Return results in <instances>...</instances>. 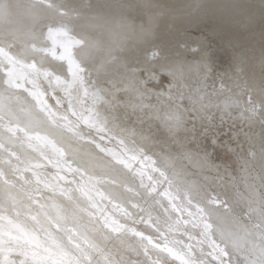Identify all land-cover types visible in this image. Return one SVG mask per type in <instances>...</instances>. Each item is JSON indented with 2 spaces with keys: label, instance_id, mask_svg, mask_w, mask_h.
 Masks as SVG:
<instances>
[{
  "label": "snow or ice",
  "instance_id": "6c2138e0",
  "mask_svg": "<svg viewBox=\"0 0 264 264\" xmlns=\"http://www.w3.org/2000/svg\"><path fill=\"white\" fill-rule=\"evenodd\" d=\"M83 19L57 0H0V264H169V257L173 264H264V138L257 171L251 135L225 128L217 92L192 89L170 68L165 86L155 69L122 58L94 34L106 26L102 18L87 17L93 30L77 31ZM65 64L67 74H57ZM106 65L115 72L94 80ZM202 67L206 85L211 66ZM245 103L242 120L258 107L264 114V99L257 104L248 95ZM239 105L227 98L223 108ZM129 123L155 124L179 150L153 159L145 147L152 138L140 133L138 144ZM105 139L121 150L102 146ZM131 161L150 162L158 175L145 184ZM48 166L57 171H40ZM197 172L231 184L233 194H209L212 186ZM103 184L110 185L106 194L97 191ZM138 223L153 228L156 241Z\"/></svg>",
  "mask_w": 264,
  "mask_h": 264
},
{
  "label": "bare ground",
  "instance_id": "6f19581e",
  "mask_svg": "<svg viewBox=\"0 0 264 264\" xmlns=\"http://www.w3.org/2000/svg\"><path fill=\"white\" fill-rule=\"evenodd\" d=\"M57 2L76 7L84 13L85 19L76 21L77 31H80L81 28H85L89 31L93 30L88 23L87 17L102 18V21L106 22V26L102 27L99 31H95L94 34L98 38L102 39L105 44L114 46L117 49V55L122 58L126 57L130 62L138 63L139 66L150 71L152 70V66H155L156 64L160 65L162 61V58H159V60L154 58V55H156L154 51L155 49L152 50L151 47L156 45V43L162 42L163 46L169 48L170 44L181 35L185 38L188 37L190 31H195L199 34L207 33L217 36L223 45L230 47L232 50V54H230L233 56L230 61L227 62L228 66L226 70L216 68L212 60L206 56V51L201 50L199 60H193L191 58L183 60L177 58H167L168 53L166 51V58L163 56L165 61L162 63L164 66L160 69V71H157L160 73V79L165 86L168 82L165 83L162 76L164 75L171 79V76H169L166 71L170 68L192 89L206 86L209 92H217V95L213 97L214 104L220 105L222 111L226 112L228 115H235V117L238 118L234 119L237 120L236 122L239 123L240 121L244 123L245 126H248L246 127L248 128L247 130H249L248 133L252 137L251 143L255 146L258 152L257 159L260 162L258 166H260L262 162L259 157V152L262 137H264V132L262 133V129H264L262 127L264 125V114L261 113L258 107L256 115L253 116L251 120L245 121L241 119L240 113L243 111L245 116L249 115V113L245 111L247 108V104L245 102L248 95H251L257 104L264 99V83H262L264 79V53H262L264 49V0H57ZM196 46L197 45H195V47ZM187 47L190 48L189 45H187ZM21 48L22 45L18 43L12 51L15 53ZM167 48L166 50H168ZM160 49L161 48H159V51ZM151 50L154 52L150 53ZM48 59L51 61L50 56ZM205 62L211 66V73L208 75L206 85L204 79V69L202 67V64ZM52 63L59 64L60 62L52 61ZM114 72L115 68L113 66L106 65L105 69H102L99 74L93 72L92 78L94 80H102L105 75H111ZM57 74L66 75L67 65L65 64L63 73ZM2 76L3 73L0 72V77ZM215 78L223 81V89H221V83L219 81L218 82L220 84L217 83L212 86V83H216H214V81H216L214 80ZM47 87V81L42 80L41 90H44ZM58 91L60 90L58 89ZM2 92L3 86L2 83H0V93ZM62 94L63 93L61 92V95ZM50 96L51 93L49 92L48 102L49 104L54 105L55 101L51 99ZM227 98L239 99L240 105L233 106L230 109H224L223 105ZM261 123H263V125ZM154 125L155 124H152V126ZM139 128L142 129L143 126L140 125ZM141 132L137 130L138 135L136 136V140L138 144L143 143L139 135ZM143 133V135L150 136L152 138V142L145 145L146 150H151L153 152L159 151L160 153L161 151L154 147L157 143H159L158 139L154 137V134H151V131ZM160 136L162 135H159V137ZM159 140L162 141V139ZM101 143L102 146L107 145V147L111 148L113 151L119 152L121 150L119 144L115 140L109 143L108 140L105 139V141ZM93 148L94 146L85 145L84 150L92 151ZM165 151H170V149L166 148ZM41 162L46 164V161ZM148 163L152 166L148 161H144L143 163L140 161H131L132 167L135 171L143 170V167L141 166L145 164H147L145 166H148ZM0 167H5V165L0 162ZM40 171L50 175L55 173L57 169L48 166ZM146 172L147 171L145 169L143 179L144 183L148 184L150 181L148 180L149 175L147 174V176ZM148 173L151 174L150 172ZM25 175L30 176L31 173H25ZM71 178L72 177L69 174L68 179ZM139 179V177L136 178V184H139ZM61 183L63 184V182ZM109 188L110 185L107 184L98 185L97 191L106 194ZM162 189L163 188H161L160 191H162ZM228 190L230 191V189ZM93 195L96 196L97 203L101 208H103L104 205L106 207L108 205V207L112 208V205L108 204L106 200L101 201L99 195L96 193H93ZM168 208L170 207L168 206ZM111 210L112 209L108 211L111 212ZM113 215H116L115 212ZM117 217H120V215ZM132 238L133 237L131 236L129 237L130 240L134 241L135 239H138ZM164 255L166 256V254ZM168 261L169 264H173L170 257L168 258ZM176 262L177 263L175 264H179V261Z\"/></svg>",
  "mask_w": 264,
  "mask_h": 264
},
{
  "label": "rangeland",
  "instance_id": "374dc122",
  "mask_svg": "<svg viewBox=\"0 0 264 264\" xmlns=\"http://www.w3.org/2000/svg\"><path fill=\"white\" fill-rule=\"evenodd\" d=\"M189 40V41H188ZM263 41H264V35H263ZM180 42H181V44H180ZM188 43V44H187ZM186 44V45H185ZM181 45V46H180ZM184 45V46H183ZM187 45H189L190 46V48L189 47H187ZM195 45H197L196 47H195ZM191 46H192V48H191ZM207 46V47H206ZM156 47H157V50H156ZM163 47H164V49H163ZM152 48V50H154L155 51V54L157 55H154V58H156V60H159V58L162 60L161 61V64L160 65H158V64H156L155 66H152L151 68H152V70L153 69H155L156 71L158 70V71H160V69L164 66V64H162L163 63V61H165V56H166V54H167V58H177V59H193V60H199L200 59V52H201V50H205L206 52H205V54L207 53V55L206 56H208L211 60H212V62L214 63V66L216 67V68H220V69H222V70H226V68H227V62H229L230 61V59H231V57L233 56V55H231L232 54V50L230 49V47H228V46H226V45H223L220 41H219V39H218V37L217 36H214V35H210V34H199V33H197V32H192V31H190V33H189V35H188V37H184L183 35H181L178 39H176L175 41H173V43H171L170 44V47L169 48H167V47H165V46H163V43L162 42H159V43H156V45H154L153 47H151ZM159 48H161L160 49V51H159ZM166 48L168 49V50H166ZM173 48V49H172ZM196 48V49H195ZM194 49V50H193ZM152 50H151V52L150 53H153L152 52ZM162 50H163V52H162ZM196 50V51H195ZM166 51H167V53H166ZM231 51V52H230ZM181 52V53H180ZM187 52V53H186ZM209 52V53H208ZM160 53V54H159ZM163 55H162V54ZM166 53V54H165ZM231 53V54H230ZM262 53H264V49H263V51H262ZM165 54V55H164ZM189 54V55H188ZM204 54V55H205ZM231 55V56H230ZM156 56V57H155ZM159 56V57H158ZM162 56V57H161ZM165 58H164V57ZM189 56V57H188ZM192 56V57H191ZM186 57V58H185ZM164 59V60H163ZM229 59V60H228ZM153 60V59H152ZM228 60V61H227ZM155 61V60H154ZM158 65V66H157ZM157 66V67H156ZM157 71V72H158ZM162 78H163V81L166 83V82H168L167 80L169 79L168 77H166V76H162ZM219 78V77H218ZM218 78H215L214 80H216V81H214V83L215 84H213L212 83V86H214V85H216L217 83L218 84H220L221 83V80L220 79H218ZM220 83H219V82ZM263 81H264V79H263ZM262 81V83H264ZM217 86H219V85H217ZM229 115H231V119H228V115L225 117V119H226V124H225V128L227 129L228 127H236V129H243V132H248L249 130H247L248 128V126L246 127L245 126V124L244 123H242V122H240L239 120V123L238 122H236L237 120H234V119H238V118H236L235 117V115H233V114H229ZM235 117V118H234ZM232 118H233V120H232ZM134 119V118H133ZM230 120V121H229ZM263 122V121H262ZM236 123V124H235ZM264 123V122H263ZM263 123H261L262 125H263ZM242 124V125H241ZM136 125V126H135ZM231 125V126H230ZM240 125V126H239ZM128 126L129 127H133V126H135V128H136V130H138V131H142L141 133H143V132H145V133H148V132H150L151 131V134H154V137L155 138H157L158 139V142L159 143H157L156 144V146H154L156 149H159L160 151H162V150H166V148L167 149H170V151H172L173 153H175V152H177L178 150H179V145H177V144H174V143H172L170 140H168V138L167 137H165V134L164 133H162L163 131L162 130H158L157 128H155L154 126H152L151 125V127H149V125L146 123V124H144V125H141V126H143V128L141 129V128H139L140 127V125L138 126V124H132V123H129L128 124ZM148 126V127H147ZM263 128H264V125L262 126ZM261 127V128H262ZM151 128V129H150ZM145 130V131H144ZM157 132H156V131ZM264 129H262V133L264 132L263 131ZM155 131V132H154ZM160 132V133H159ZM162 133V134H161ZM144 134V133H143ZM159 135H162V136H164V137H162V136H160L159 137ZM263 136H264V133H263ZM162 137V138H161ZM165 138V139H164ZM167 138V139H166ZM244 137H242V139H243ZM262 138H264V137H262ZM159 139H162V141L161 140H159ZM164 140V141H163ZM168 142H167V141ZM165 142V143H164ZM167 143V144H166ZM253 145V144H252ZM254 146V145H253ZM164 147H166V148H164ZM246 147H247V145H246ZM162 149V150H161ZM254 149H255V151L257 152V150H256V148H255V146H254ZM147 152H148V154L150 155V156H152V157H155L156 159L158 158V156H159V151L158 152H153V151H151V150H147ZM157 153V154H156ZM257 155H258V152H257ZM155 158H153V159H155ZM220 159L221 160H226V159H228L227 157H225L224 156V154L223 153H221L220 154ZM257 162V163H256ZM255 163H256V169H257V171H259V169H260V166H258L259 165V160L258 159H256V161H255ZM234 165H232L233 166V168L234 169H236L237 170V173L239 172V166L237 165V164H235V163H233ZM145 165H147V164H145ZM145 165H143V166H141V167H143L142 169H143V171H144V173H145V169H146V175L148 174V175H151V176H157L158 175V173L156 174H154V172H152V170H151V168H152V166H150V164L148 163V166H145ZM261 165V164H260ZM237 166V167H236ZM145 167V168H144ZM148 167V168H147ZM151 167V168H150ZM259 167V168H258ZM148 169V170H147ZM223 170H221V175H224V173L222 172ZM148 172H150L151 174H149ZM199 173V174H198ZM154 174V175H153ZM207 173H200V172H197L196 173V178L198 179V180H200L201 182H203V183H206V184H208V185H211L212 187L211 188H209L208 189V192H209V194H213L212 193V189L214 188L215 189V194H218V195H220V198L223 200V199H225L226 198V196H225V193H227L229 196L230 195H232L233 194V189H232V185L231 184H228V183H223V181H217V180H214V177H213V174H211V173H208L207 175H206ZM147 175V176H148ZM203 175V176H202ZM209 177V178H208ZM212 177V178H211ZM208 179V180H207ZM212 179V180H211ZM214 180V181H213ZM220 183H222V184H220ZM225 184V185H224ZM216 185V186H215ZM219 185V186H218ZM223 185V186H222ZM229 185V186H228ZM165 187H166V185H165ZM219 187V188H218ZM222 187V188H221ZM228 189H230V191L228 190ZM161 190V189H160ZM162 191H163V189H162ZM219 192V193H218ZM223 194V195H222ZM160 199L161 200H163L162 202L163 203H165V206H169L170 208H169V210L171 211V205H169V204H167V203H169V201H167L168 199L166 198V197H160ZM104 207H106L105 205H104ZM103 207V208H104ZM109 208V209H108ZM107 209L108 210H110V209H112L111 210V212L109 211V213H112V214H114V210H113V208H111V207H108V205H107ZM194 210V209H193ZM115 216L117 217L118 215H120V214H118V212H115ZM173 215L175 216V215H178L177 213H173ZM114 216V217H115ZM184 216L187 218V215L186 214H184ZM115 217V218H116ZM117 218H120V217H117ZM131 221H128V223L129 224H131L130 223ZM139 224V225H138ZM138 224H136L135 225V227H137V229L139 230V231H142V232H144V234L145 235H151L152 237H153V239H154V241H156V238H157V236H158V234L157 233H155V231H154V229L153 228H150V227H148L147 225H145V224H143V223H138ZM147 226V227H146ZM139 227V228H138ZM146 227V228H145ZM189 227V229H190V231H193L194 232V234H195V232H198V230H191V226L189 225L188 226ZM147 232V233H146ZM178 235V234H177ZM132 239H135V238H132ZM182 239L184 240V242L185 243H191V244H193V245H195V240H193V241H188V239H187V236H183L182 237ZM136 240V239H135ZM131 241H134V240H131ZM135 242V241H134ZM157 242H159V241H157ZM193 242V243H192ZM130 256H131V259L132 260H137V259H139V260H141V261H143V260H145L146 258L145 257H143V255H140L139 257H137L136 255H135V253H130ZM156 256L155 255H152V259L154 260V259H156L155 258ZM127 258V257H126ZM172 262V261H171ZM175 263H177V262H175ZM171 264V263H170Z\"/></svg>",
  "mask_w": 264,
  "mask_h": 264
}]
</instances>
